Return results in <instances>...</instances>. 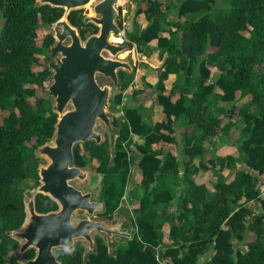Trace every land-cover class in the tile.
Here are the masks:
<instances>
[{"label":"trees","instance_id":"trees-1","mask_svg":"<svg viewBox=\"0 0 264 264\" xmlns=\"http://www.w3.org/2000/svg\"><path fill=\"white\" fill-rule=\"evenodd\" d=\"M129 1L133 16L144 21L138 30H124L129 46L153 42L158 56L166 54L155 87L145 96L154 94L161 112L182 123L177 128L163 120L147 125L133 107L120 109V123L111 116L117 127L112 164L100 160L93 170L101 175L99 195L111 212L130 178L127 152L130 147L136 151L134 234L112 253L96 238L94 251L85 257L76 246L70 252L58 250L57 258L62 264H264V0ZM61 12L34 0H0V110L7 112L0 121V264H19L17 242L8 235L24 218V189L17 183L33 172L35 164L26 166L27 159L49 140L56 121L50 99L39 94L50 71L44 67L46 48L35 44V27L53 22ZM79 13L70 12L67 20L83 38L96 27L82 24ZM168 73L175 77L165 93ZM117 75L119 80L131 74L118 70ZM122 93V84L110 90L115 108ZM240 96L249 97L250 111L234 104ZM236 126L237 156L214 155L209 139L218 132L230 137ZM131 134L143 143L134 144ZM171 143L177 155L164 150ZM106 146L105 139L73 146V163L90 164ZM227 159L230 176L215 178L210 190L202 173L221 171ZM169 173L177 191L165 180ZM38 196L37 212L56 208L53 200ZM163 222L168 243L159 231ZM29 251L24 258L31 256Z\"/></svg>","mask_w":264,"mask_h":264},{"label":"water","instance_id":"water-1","mask_svg":"<svg viewBox=\"0 0 264 264\" xmlns=\"http://www.w3.org/2000/svg\"><path fill=\"white\" fill-rule=\"evenodd\" d=\"M120 0H34L35 5L47 4L62 9L60 17L46 23L51 30L52 43L46 47L48 60L44 67L50 73L45 88L52 98V111L56 114L53 132L48 141L33 150L34 155L45 158L38 166L39 184L33 191L23 193L24 218L21 225L8 231L17 242L16 260L19 264H61L53 255L54 249L70 252L75 239L85 244V253L94 251L91 233L103 236L113 245V236L120 240L129 238L124 225V210L119 207L116 227L103 219H93V212L102 210V203L92 200L89 191H81L74 182L86 180L84 166L73 163L72 148L76 143L92 140L101 142V134L95 131L99 121L108 129V136L117 134V127L111 122L109 101L110 88L119 87L117 71L130 75L133 69L128 59L118 55L130 48L121 40L122 28L116 23ZM90 5L83 16V23H92L97 28L81 40L77 30L67 20L70 10ZM118 37L120 41H114ZM113 38V39H112ZM107 83H98L96 76ZM69 104L70 108L64 109ZM114 140V139H113ZM108 140V144H109ZM34 192L47 195L56 203V210L38 213L34 209ZM79 210L85 217L72 221V215ZM34 249L31 259L22 261L21 255L27 248Z\"/></svg>","mask_w":264,"mask_h":264},{"label":"rangeland","instance_id":"rangeland-1","mask_svg":"<svg viewBox=\"0 0 264 264\" xmlns=\"http://www.w3.org/2000/svg\"><path fill=\"white\" fill-rule=\"evenodd\" d=\"M168 1L164 0L163 5H165ZM90 5L87 4L85 7L81 8V9H77L74 11H80V13H84V15L88 12ZM169 7V6H168ZM170 9V7H169ZM133 11H134V4L129 1V0H120L118 7H117V16H116V20L121 22V28L123 31L122 36L120 37L121 40L123 41H127V39L124 36V30H131V29H135L138 30L143 24L144 21L143 19H141L140 17H134L133 16ZM170 13V12H169ZM1 26H2V18L0 17V32H1ZM51 31L48 27L44 26L43 24L39 23L36 27H35V33H36V38H35V44L39 47H44L46 48L49 44V39L46 38L47 33ZM87 32H90V28H88L85 32V34H88ZM164 32L160 31L158 34L162 35ZM245 35V34H244ZM120 41V39H119ZM153 42L149 43V44H140L138 46H136L135 44H131L130 48L128 49V51H123L121 54L118 55L119 58H124V59H128L129 62L131 63L133 69L131 71V75L130 77L126 78L123 77L122 79H119V84H122L123 86V97H122V102L121 105L118 108H115L112 104H111V108L109 109V112L111 114V116L115 117L117 119V121L120 123L122 121V115H121V111L120 109L124 108V107H135L136 104V100H137V96H140L142 93H146L147 95V91L152 90L155 87V82L158 78V73L160 72V69L163 68V60L166 56V54H162L161 56L157 55V50L155 48H152L154 44H152ZM138 68V72H136ZM214 71V70H213ZM216 73L214 72L212 76H215ZM175 77V75H174ZM145 78L147 80H145ZM96 79L98 81V83H107L106 80H104L103 78H101L100 75L96 76ZM49 83V79L47 77L44 87L41 90V92L39 93L40 96L42 97H49L52 101V98L47 94L45 88L47 87ZM164 85V83H163ZM113 87L111 86L110 90ZM152 88V89H151ZM116 89V88H114ZM135 91V93L132 94V92ZM164 92H168V88L164 85ZM136 98V100H135ZM30 101H33L32 97H29ZM233 103V102H232ZM234 104L238 105L240 107V110L243 111H250L253 108V104L249 101V97L248 96H240L238 98H236L234 100ZM230 104H226L225 108H229ZM70 108V105L67 104L65 106L64 109H68ZM6 111L0 110V121L1 118L3 116L6 115ZM236 119V117L234 118ZM227 118L224 117L222 119V122H226ZM174 123H176L177 126H181L179 121H175ZM148 124V123H147ZM95 131L99 132L101 134V139L103 138V140L105 139L107 142V146L105 147V149L103 150L101 156L99 158H97L96 160H92L90 164H86L84 165V169L87 171V176H86V180H84L82 183H78V182H74V186L78 187L79 189H84L86 191H89L91 193V196L93 197V200H100L101 201V197L100 195L97 194V189L98 186L100 187V184H98V177H96L95 174H92L90 171L93 170V167L101 160L104 161L107 165L111 166L112 164V154H113V144H114V140L116 134H114L112 136V138H110L108 136V129L106 127H104L99 121H97L95 123V127H94ZM239 138V134H238V126H236L234 128V130L232 131L230 137L228 135H224L220 132H218V135L209 139L211 140L210 143V147L212 149V152L214 155H216L217 157L220 156H224V155H230V157H235L237 156V152L235 150V145H236V141ZM108 140H109V144H108ZM131 140L134 144H138V143H143L142 138H138V137H131ZM208 140V139H207ZM92 141V140H91ZM206 142V141H204ZM75 146L80 147V143H76ZM167 147H169V151L172 152H176L178 148L175 147V145H166ZM128 156L130 157V159H128V171L130 172V178L128 177L127 182H126V186L123 190L122 195L119 197V205L120 207H122L123 210H127L129 211V215L132 216L131 214V209L132 207H134L135 205H137V198H138V188L136 186L137 180H138V176H137V171L134 169V162L136 160V151L134 149H132V147H130V149L128 150ZM208 155V153H206L204 155V158H206ZM45 162V158L41 157L39 155H33L30 156L27 159V163L26 166L28 165H33V164H38V165H42ZM234 164L236 166H238V163ZM231 166L230 163L227 160H225L224 162V166L222 168L221 171H214L213 173H210V171H206L205 173H202L203 176V180L205 179L206 181V185L207 187L211 190L212 189V181L215 180V178H218L220 176H226L229 177L230 173H231ZM32 175V174H31ZM90 177V179L88 180V178ZM31 179H33V176L31 177ZM26 179V180H22V181H18L17 186L22 188V189H28L31 188V186H27L32 184V180ZM34 180V179H33ZM88 180V181H87ZM165 180L169 182L171 189L173 191H177L179 188V185L177 184L176 180H173L172 175L166 174L165 175ZM33 187V186H32ZM261 196L264 195V190L263 187L261 186ZM35 190V188L30 189L29 191H33ZM98 195V197H97ZM169 209H173V206H170ZM79 212H74L72 215V221H74L79 214H77ZM95 212H93L92 216L94 215ZM157 213L159 214V216H162L164 214V210L159 209L157 210ZM84 214V213H82ZM127 230L129 232V234L133 235L134 234V229L127 224ZM160 232L163 233V240L165 243L170 242V240L168 238H166V232H167V224L166 223H162L160 229ZM125 239L121 242H124ZM75 243H83L81 239H75L74 240ZM85 244V243H84ZM83 245V244H82ZM15 257L17 258L16 255V251H15Z\"/></svg>","mask_w":264,"mask_h":264},{"label":"flooded vegetation","instance_id":"flooded-vegetation-1","mask_svg":"<svg viewBox=\"0 0 264 264\" xmlns=\"http://www.w3.org/2000/svg\"><path fill=\"white\" fill-rule=\"evenodd\" d=\"M70 12H74V10H70L69 12H68V14L70 13ZM62 13V12H61ZM82 17H81V22H82V18H83V16H84V13H79ZM87 14V13H86ZM85 14V15H86ZM58 19V18H57ZM56 19V20H57ZM55 21V20H54ZM115 21H116V23L121 27V25L118 23V21L115 19ZM82 24H86L88 27L89 26H95V25H93L92 23H83L82 22ZM44 26H46V27H48L46 24H43ZM75 28H76V30H77V33H78V27H76V26H74ZM91 29V28H90ZM96 30H97V28H96ZM96 30L94 31V32H96ZM94 32H87L88 34H85L84 36H83V38H81L80 37V35H79V33H78V35H79V37L81 38V40L82 39H84L87 35H89L90 33H94ZM48 36H50V43L48 44V46L52 43V40H53V38H52V36H51V32L49 31L48 33H47V35H46V38L48 39ZM48 60V57L45 59V61H47ZM44 61V62H45ZM117 74H118V71H117ZM102 140H103V138H102ZM101 140V141H102ZM34 155V154H33ZM45 163V162H44ZM98 164V163H97ZM97 164L95 165V166H97ZM38 164H35V168L33 169V172L31 173V174H29V175H27L26 177H24V179H23V181L24 180H26V179H31V177L33 176V179H31L32 180V184H30V185H27V186H31V188H28V189H24L23 191L25 192L26 190H30V189H33V188H36L37 186H38V184L40 183L39 182V175H38ZM94 166V167H95ZM92 174H97L96 175V177H98V184H100L101 183V175L98 173V172H95L94 170H91L90 171ZM90 179V177L88 178V180ZM87 180V181H88ZM33 186V187H32ZM76 187V186H75ZM100 187L98 186V189H97V194L99 195V193H100ZM81 191H86V190H84V189H81ZM38 194H40V196L41 197H39L38 196ZM98 195H97V197H98ZM37 196H38V199L39 200H41V201H45V202H47V200L48 199H50L47 195H45V194H42V193H38V192H34V200H33V203H34V209H35V202H36V198H37ZM90 198L93 200V197L92 196H90ZM101 199V198H100ZM96 201V200H95ZM97 201H99V202H101L102 203V210H100V211H96L95 213H94V215L91 217V218H93V219H103V220H105V221H107L108 223H111V225H113L114 227H116L114 224L116 223V221H117V217H118V214H119V212L117 211V209H119V207H120V205H119V201H118V204H117V206L111 211V212H106V208H105V205H104V201L101 199V201L100 200H98L97 199ZM56 204V203H55ZM56 208H57V206H56ZM56 208H54V209H51V210H47V211H45V212H48V211H53V210H56ZM35 211H36V209H35ZM37 212V211H36ZM45 212H38V213H45ZM79 213H77V214H79V216L77 217V219H80V218H83V217H85V214H82V213H84L83 211H81V210H79L78 211ZM124 212V214H123V218H124V225L126 226V227H128V225L127 224H129L132 228H133V226L131 225V219L130 218H132L133 216H131V215H129V211H127L126 209L123 211ZM131 214H132V209H131ZM134 229V228H133ZM131 237V234H130V236H129V238ZM91 238H92V240H93V242H94V245H95V239L96 238H100V240H101V242L105 245V247H106V251L109 253V250H108V247H109V245H108V243H107V240L103 237V236H101L100 234H98V233H95V232H93V233H91ZM129 238H124L125 239V241L127 240V239H129ZM121 241H123V240H120L117 236H113V245H111V247H110V253H112L113 251H114V249L119 245V244H121V243H123V242H121ZM124 241V242H125ZM83 242V241H82ZM83 244V245H82ZM76 246H79V247H81V255L83 256L84 255V253H85V247H86V244H84V242L83 243H75V242H73V247H72V250L76 247ZM29 250H31L32 251V254H31V256L30 257H25L24 258V255L25 254H23L24 252H27V251H29ZM58 250H64V251H66L65 249H62V248H59V249H54L53 250V255H54V257H55V259L56 260H58L60 263H61V261H60V259H58L57 258V256H56V252L58 251ZM30 252V251H29ZM34 249L33 248H27L25 251H23V253H22V255H21V260L22 261H25V260H28V259H31L32 257H33V255H34ZM66 252H68V251H66ZM62 264V263H61Z\"/></svg>","mask_w":264,"mask_h":264},{"label":"crops","instance_id":"crops-1","mask_svg":"<svg viewBox=\"0 0 264 264\" xmlns=\"http://www.w3.org/2000/svg\"><path fill=\"white\" fill-rule=\"evenodd\" d=\"M164 2V1H163ZM164 35V33L162 34ZM134 64V63H133ZM132 64V65H133ZM136 72H138V68L136 70ZM214 76H211L208 81H211L213 79ZM145 80H147L145 78ZM174 80V74L173 73H168L166 75V78L164 79V85L168 88L171 85V82ZM147 92H152L150 89ZM124 93V92H123ZM123 93H122V97H123ZM166 93V92H165ZM177 89L173 90L172 95H171V99L176 98L177 96ZM136 100V98H135ZM122 102V100H121ZM136 106L133 107L137 110V112L140 114L142 120L144 123H148L147 125H152L154 122L159 121V120H163L168 124H171V126H173V128H177L176 124L174 123L173 119L171 118V116H165L160 109V106L157 104L156 102V98L154 94H150L149 96H145V93H142L140 96H137V100H136ZM182 123V122H179ZM131 137H138L137 135H130ZM169 145H175L174 143L168 144ZM175 147L177 148V146L175 145ZM164 150H168L169 151V147L164 146ZM172 154L177 155L179 150L177 149L176 152H172L170 151Z\"/></svg>","mask_w":264,"mask_h":264},{"label":"bare ground","instance_id":"bare-ground-1","mask_svg":"<svg viewBox=\"0 0 264 264\" xmlns=\"http://www.w3.org/2000/svg\"><path fill=\"white\" fill-rule=\"evenodd\" d=\"M113 39V38H112ZM114 41H119V38L118 37H114L113 39Z\"/></svg>","mask_w":264,"mask_h":264},{"label":"built area","instance_id":"built-area-1","mask_svg":"<svg viewBox=\"0 0 264 264\" xmlns=\"http://www.w3.org/2000/svg\"><path fill=\"white\" fill-rule=\"evenodd\" d=\"M159 263H160V264H166L164 261H160Z\"/></svg>","mask_w":264,"mask_h":264}]
</instances>
